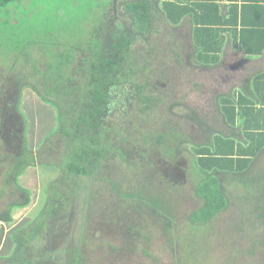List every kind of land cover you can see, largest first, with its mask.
<instances>
[{"label": "rangeland", "instance_id": "rangeland-1", "mask_svg": "<svg viewBox=\"0 0 264 264\" xmlns=\"http://www.w3.org/2000/svg\"><path fill=\"white\" fill-rule=\"evenodd\" d=\"M115 12L119 17L118 7ZM88 20L85 16L71 20L74 26L70 32L54 35L53 40L68 44L77 43L76 40L89 42L98 21ZM121 25L110 24L106 28V37L99 43L106 51L113 44V32L123 30ZM155 31L147 38V43L137 45L133 55L134 69L151 79L156 89L154 95L162 99L154 120L141 118L138 111L141 106L123 99L121 105L125 106L124 112L128 111L127 117L125 113L110 117L107 125L115 130L113 138L117 142L127 137V142L117 144L124 150L125 157L104 162L95 178L78 181L80 191L75 204L65 207L62 216L52 221L44 232L45 239L38 242L43 256H38V260L34 258L32 246L27 245L28 259L37 260L32 263L68 264L69 257H75L78 251L81 264H264V197L259 190V180L254 182L255 189L248 178L241 176L237 182L227 175L224 179L229 200L226 212L209 224L196 223L192 216L204 201L195 192L199 181L192 176L191 167L183 177L171 166H163L160 146L155 145L154 139L148 143L149 139L144 136L146 132L178 129L190 139L181 147L188 159L181 162L189 167L191 158L195 157V145L203 142L205 130L210 126L227 130L222 101L226 97L235 103L239 100L243 82L236 71L239 59L235 62L228 55L218 66L204 67L197 59L193 30L186 24L176 28L160 16ZM85 47L86 44L76 52L75 63L64 71L75 83L83 85L84 75L78 71L84 69V62L92 56ZM22 48L23 45L8 43L0 35V82L5 83L13 75L18 80L26 77L25 73L32 77L31 67L16 66ZM35 56L39 59L37 77L42 73L46 75L45 55L35 50ZM42 77L35 78L33 84L40 86ZM145 78L142 82H146ZM58 90L63 99L49 96L46 102L31 89L23 92L21 110L25 117L27 147L35 166L29 168L19 182L32 191L34 198L28 208L14 210L12 224L0 221V264H19V258L14 255L19 248L13 236L18 235L25 241L45 214L53 187L58 183L66 187L71 182L69 179L66 182L63 169L68 158V140L60 132L62 125L57 121V114L67 113L72 118L81 98L70 90ZM129 92L134 91L128 85L119 95L125 97ZM141 151H150L147 162H158L163 167L156 170L153 164L146 163L140 158ZM254 168L252 173L258 169L259 174L263 172L264 155ZM257 172L249 178H257ZM180 178L183 179L178 181ZM241 179L247 181V185L241 183ZM0 187L3 193L0 211H4L11 202H19V190L12 184L5 189ZM140 190L143 193L138 194Z\"/></svg>", "mask_w": 264, "mask_h": 264}, {"label": "trees", "instance_id": "trees-1", "mask_svg": "<svg viewBox=\"0 0 264 264\" xmlns=\"http://www.w3.org/2000/svg\"><path fill=\"white\" fill-rule=\"evenodd\" d=\"M116 0H0V35L6 42H16L23 45V50L17 57V64L21 67H31V74L16 80L15 75L8 77L5 83L0 82V186L6 188L9 184L19 190V202H11L4 211H0V221L8 225L14 222V210L28 207L32 204L33 194L28 188L22 186L19 178L24 176L27 170L35 166V160L30 157L31 152L27 147L25 117L21 110V101L25 89H31L36 96L47 101L49 96L59 95L58 88L70 90L80 96L79 109L75 116H60L61 134L68 140V158L64 162V175L71 181L66 187L56 184L51 190V201L44 215L33 233L25 241L18 235L13 236L18 251L14 255L19 258V264H36L41 254L38 242L45 239L44 232L50 223L60 218L65 207L75 204V199L80 191L79 180L95 178L99 168L106 161L125 157L124 150L117 147L120 142H127V137H122L117 142L115 130L107 125V117L110 115L109 105L111 96L126 87L134 86L138 94L135 104L141 118L150 117L154 120V113L160 107L162 99L154 95L156 89L151 79L136 71L135 49L139 43H147V38L152 37L156 31V23L162 16L176 28L184 22H189L195 27L194 41L197 45L198 61L204 67H216L221 62V55L226 45V35L238 41L240 25V9L237 0H227L226 7H221L219 1L226 0H118L119 17L115 14L114 3ZM198 4L194 8L193 4ZM197 9V10H195ZM228 11L226 12V10ZM111 14L112 18H109ZM88 18L90 21L97 19L94 36L90 41L76 40L77 43L53 40L54 35L68 34L71 20ZM76 17V18H75ZM111 19V20H110ZM121 23L120 32H113L111 38L113 44L109 51L99 45L100 39L106 37V28L110 24ZM131 24V30L128 26ZM64 25V26H63ZM60 30V31H59ZM84 43V44H83ZM87 48L92 56L84 62V69L78 71L84 75L85 84L75 83V79L64 74L66 68L75 63L76 52ZM74 45V46H73ZM246 52L250 55H262L264 45L258 51L249 49L243 43ZM35 50H41L46 57V75L43 73L42 84H33V80L40 74L37 65L39 59L35 56ZM148 71L146 70L145 73ZM15 73V72H14ZM16 74V73H15ZM35 74V76H34ZM135 77V78H133ZM264 76H260V81ZM138 78V79H136ZM141 78V81H139ZM146 82H142L143 79ZM15 81H14V80ZM72 87L71 89H69ZM72 91V92H71ZM223 121L227 130H219L217 127H209L204 131L203 142L195 145V157L191 158L189 167L181 162L187 155L181 148L185 138L178 129L171 131L146 132L148 143L154 139L155 145L160 146L161 163L163 166L173 168L183 177L189 171L197 179L195 189L197 196L204 201L203 206L192 216L196 223L209 224L216 220L228 208L224 179L230 175L233 180L239 182L240 177L250 180V186L256 189L255 181L259 180V190L264 197V170L261 174L254 173V166L258 164L264 152V128L254 127V122H261L264 118V110L253 113L256 104L255 99H240L237 103L229 97L223 99ZM264 102V101H263ZM262 102V103H263ZM244 107V115L241 114V106ZM243 115V116H242ZM243 121L241 128L238 121ZM220 121V120H219ZM239 127H236V126ZM110 135V137H109ZM190 140V139H189ZM139 147H141L139 145ZM141 150V148H140ZM150 151H141L140 158L146 161ZM183 157V158H182ZM153 164L155 169L163 166L158 162ZM162 171V170H160ZM257 178L250 179L251 176ZM165 176V175H162ZM167 177V175L165 176ZM180 178L178 181H181ZM241 183L247 185V181L241 179ZM1 188V187H0ZM143 193L140 190L138 194ZM3 193L0 192V200ZM136 197V196H135ZM23 200H20V199ZM140 199L139 197H137ZM47 201V200H46ZM18 233V232H15ZM18 236V237H17ZM25 237V236H24ZM21 239H25V238ZM2 238L0 231V240ZM34 243V244H33ZM37 243V244H36ZM22 244L21 246H19ZM30 247L35 257L28 259L26 247ZM70 264H81V256L75 251ZM74 258V259H73ZM13 263V261H12ZM40 263V262H39ZM68 263V264H69Z\"/></svg>", "mask_w": 264, "mask_h": 264}, {"label": "crops", "instance_id": "crops-1", "mask_svg": "<svg viewBox=\"0 0 264 264\" xmlns=\"http://www.w3.org/2000/svg\"><path fill=\"white\" fill-rule=\"evenodd\" d=\"M201 1L202 0H197V2ZM219 3H221L220 5L222 8L228 6L227 0L224 2L219 1ZM237 4L240 9V22L242 23L244 21L246 25H240L239 30H242V32L238 34V41L231 36L226 35L225 50L220 58L223 59L225 56L230 55L231 58H234L233 60L235 62V59H239L236 71L238 75H240V79L243 78V82L237 98L255 99L256 104L253 113L256 114L257 111L264 110V77L257 82L261 75L264 76V51L262 55H250L246 52L243 43H245L249 49H253L254 51H258L264 45V0H237ZM193 5L194 8H197L198 6L196 2ZM227 11L228 9L226 12ZM184 24L193 30L192 33L194 38L195 27H192L189 22H184ZM244 107L245 110L247 109L246 106H241V114L243 115L245 113ZM244 118L246 119L245 115ZM262 119L263 120L260 123L254 122L253 126L257 127L259 125L264 128V118ZM239 124H241L239 125L241 128H244L243 121L241 122L240 120ZM263 155L264 152L261 156ZM71 258L72 256L69 257L67 263L71 261Z\"/></svg>", "mask_w": 264, "mask_h": 264}, {"label": "flooded vegetation", "instance_id": "flooded-vegetation-1", "mask_svg": "<svg viewBox=\"0 0 264 264\" xmlns=\"http://www.w3.org/2000/svg\"><path fill=\"white\" fill-rule=\"evenodd\" d=\"M131 88V90H135V88H134V86H132V87H130ZM121 92V91H120ZM119 92V93H120ZM119 93L117 92V94H115L114 96H111L109 99H112V103H111V105H109V110L111 111V113H109L110 115L107 117V121H108V119L110 118V117H115V116H117L118 114H122V113H125V116L127 117V114H128V111H125L124 112V107L125 106H122L121 105V103L123 102V99H127L128 101H130V102H134L135 103V101H136V99H138V94H137V92H129L128 94H127V96H121V95H119ZM64 115H67V113H64L63 114V116ZM60 114H59V112H58V114H57V121H60ZM66 118V117H65ZM64 118V119H65ZM67 119V118H66ZM61 125V124H60ZM67 146H68V144H67ZM68 151H69V146H68Z\"/></svg>", "mask_w": 264, "mask_h": 264}, {"label": "water", "instance_id": "water-1", "mask_svg": "<svg viewBox=\"0 0 264 264\" xmlns=\"http://www.w3.org/2000/svg\"><path fill=\"white\" fill-rule=\"evenodd\" d=\"M117 5H118V0H116L115 3H114V9L117 8Z\"/></svg>", "mask_w": 264, "mask_h": 264}]
</instances>
